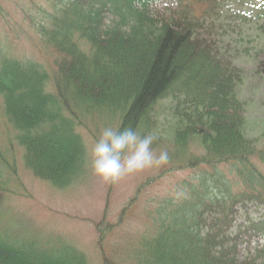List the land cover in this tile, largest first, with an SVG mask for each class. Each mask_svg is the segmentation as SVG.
I'll list each match as a JSON object with an SVG mask.
<instances>
[{
    "label": "trees",
    "instance_id": "obj_1",
    "mask_svg": "<svg viewBox=\"0 0 264 264\" xmlns=\"http://www.w3.org/2000/svg\"><path fill=\"white\" fill-rule=\"evenodd\" d=\"M47 1L25 15L40 56L21 57L0 43V193H17L10 185L18 178L16 159L1 143L11 131L25 167L64 189L87 166L81 128L96 139L92 123L98 130L117 122V129L154 134L152 148L162 147L157 107L170 99L175 147L168 154L177 168L241 166L230 179L210 174L212 183L205 172L187 183L185 196L158 201L135 264H264V169L257 164L264 166V150L245 132L241 69L212 36L222 1ZM173 1L176 7L169 6ZM192 142L205 152L189 151ZM239 204L246 220L237 224ZM3 221L0 213V264H88L73 245L41 244L7 231Z\"/></svg>",
    "mask_w": 264,
    "mask_h": 264
},
{
    "label": "rangeland",
    "instance_id": "obj_2",
    "mask_svg": "<svg viewBox=\"0 0 264 264\" xmlns=\"http://www.w3.org/2000/svg\"><path fill=\"white\" fill-rule=\"evenodd\" d=\"M220 1L223 9L215 40L242 68L244 81L239 85L238 93L246 105V133L250 138H258L262 148L264 0ZM47 4V0H0V39L11 45L16 55L40 56L29 39L26 16L34 15L37 6ZM175 5V2L171 4L172 7ZM157 9L163 11L162 4ZM157 108L160 118L157 133L168 140L162 147L152 148L158 155L161 151H173L175 147L170 143L175 117L170 99L162 101ZM96 126L92 123L96 139L90 131L81 128L88 151L87 166L76 184L65 189L54 187L25 167L24 150L14 131L7 138H1L8 157H15L18 171V178L14 177L10 183L17 193L0 194L2 226L15 235L28 236L41 244L75 245L87 255L88 264H105L106 259L110 264H135L137 253L143 252L144 239L151 237L154 225L151 221L158 211L151 206L154 200L174 198L176 201L184 193L180 188L183 181L196 182L201 172L211 171V168L173 170L176 161L169 157L165 166L127 175L116 183H103L93 174L91 166V152L102 131L96 130ZM106 127L116 129L117 122ZM188 150L197 154L203 152L193 142ZM220 169L229 172L230 166L225 164ZM250 212L257 215L254 208ZM244 219L245 215L239 221Z\"/></svg>",
    "mask_w": 264,
    "mask_h": 264
},
{
    "label": "clouds",
    "instance_id": "obj_3",
    "mask_svg": "<svg viewBox=\"0 0 264 264\" xmlns=\"http://www.w3.org/2000/svg\"><path fill=\"white\" fill-rule=\"evenodd\" d=\"M154 134L140 135L134 128L104 127L91 152L93 174L103 183L168 164L169 154L153 151Z\"/></svg>",
    "mask_w": 264,
    "mask_h": 264
}]
</instances>
